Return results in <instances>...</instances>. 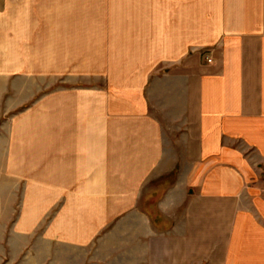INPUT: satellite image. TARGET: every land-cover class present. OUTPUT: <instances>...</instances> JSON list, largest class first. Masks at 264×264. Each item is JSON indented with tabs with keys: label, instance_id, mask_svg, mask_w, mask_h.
<instances>
[{
	"label": "crops",
	"instance_id": "crops-1",
	"mask_svg": "<svg viewBox=\"0 0 264 264\" xmlns=\"http://www.w3.org/2000/svg\"><path fill=\"white\" fill-rule=\"evenodd\" d=\"M2 115L18 233L264 264V0H0Z\"/></svg>",
	"mask_w": 264,
	"mask_h": 264
},
{
	"label": "rangeland",
	"instance_id": "rangeland-1",
	"mask_svg": "<svg viewBox=\"0 0 264 264\" xmlns=\"http://www.w3.org/2000/svg\"><path fill=\"white\" fill-rule=\"evenodd\" d=\"M60 88L80 89V73L69 74L67 81L63 77L61 81L55 83L51 92L60 90ZM46 92L49 93L48 90H45ZM5 118H7L5 115L0 117V132L2 126L4 127ZM4 166L0 156V264H93V259L104 261L96 264H110L108 261L116 260L115 256L108 255L110 252L116 254L117 251H109L114 243H106L104 251L97 253L91 248L84 250L78 246L45 239V223L35 233H18L14 229V224L23 204L24 187L12 181ZM170 182L171 178H167L162 185L157 183L155 187H159L160 192L164 185ZM179 212L181 213V209ZM52 215L53 213L50 218Z\"/></svg>",
	"mask_w": 264,
	"mask_h": 264
},
{
	"label": "built area",
	"instance_id": "built-area-1",
	"mask_svg": "<svg viewBox=\"0 0 264 264\" xmlns=\"http://www.w3.org/2000/svg\"><path fill=\"white\" fill-rule=\"evenodd\" d=\"M210 61V60H209Z\"/></svg>",
	"mask_w": 264,
	"mask_h": 264
}]
</instances>
